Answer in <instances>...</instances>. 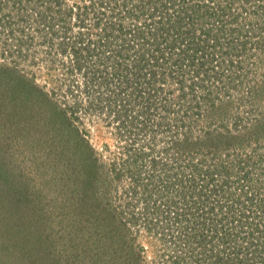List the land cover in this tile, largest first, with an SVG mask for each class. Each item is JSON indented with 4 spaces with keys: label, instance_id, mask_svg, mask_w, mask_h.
I'll return each mask as SVG.
<instances>
[{
    "label": "rangeland",
    "instance_id": "374dc122",
    "mask_svg": "<svg viewBox=\"0 0 264 264\" xmlns=\"http://www.w3.org/2000/svg\"><path fill=\"white\" fill-rule=\"evenodd\" d=\"M263 217L264 0H0V264H264Z\"/></svg>",
    "mask_w": 264,
    "mask_h": 264
},
{
    "label": "trees",
    "instance_id": "16d2710c",
    "mask_svg": "<svg viewBox=\"0 0 264 264\" xmlns=\"http://www.w3.org/2000/svg\"><path fill=\"white\" fill-rule=\"evenodd\" d=\"M11 176H8V178H10ZM8 192H9V190L10 189H6ZM264 218V217H263ZM260 224V223H259ZM263 224H264V219H263ZM259 226V225H258ZM260 226H262L261 224H260ZM26 239V238H25ZM240 251V250H239ZM29 258H31V260L35 263V262H37L38 260H36V258H40L41 259V256L39 255V257H38V255H33L32 257H29ZM40 261V260H39Z\"/></svg>",
    "mask_w": 264,
    "mask_h": 264
}]
</instances>
